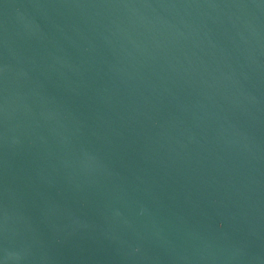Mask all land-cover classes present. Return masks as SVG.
<instances>
[{"label": "water", "instance_id": "95a60500", "mask_svg": "<svg viewBox=\"0 0 264 264\" xmlns=\"http://www.w3.org/2000/svg\"><path fill=\"white\" fill-rule=\"evenodd\" d=\"M0 264H264V0H0Z\"/></svg>", "mask_w": 264, "mask_h": 264}]
</instances>
